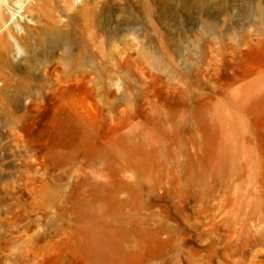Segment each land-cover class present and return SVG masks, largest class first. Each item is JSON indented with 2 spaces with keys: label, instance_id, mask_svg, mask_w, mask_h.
<instances>
[{
  "label": "rangeland",
  "instance_id": "rangeland-1",
  "mask_svg": "<svg viewBox=\"0 0 264 264\" xmlns=\"http://www.w3.org/2000/svg\"><path fill=\"white\" fill-rule=\"evenodd\" d=\"M108 4L0 48V264H264V0Z\"/></svg>",
  "mask_w": 264,
  "mask_h": 264
},
{
  "label": "bare ground",
  "instance_id": "bare-ground-1",
  "mask_svg": "<svg viewBox=\"0 0 264 264\" xmlns=\"http://www.w3.org/2000/svg\"><path fill=\"white\" fill-rule=\"evenodd\" d=\"M109 0H0V48L6 49L7 42L12 39L17 50H21L14 32L22 31L19 20L27 23H35L34 19L45 17V30L51 34L59 35L58 24L66 21V18L80 16L89 25L95 24L102 19L109 18L115 12L113 7L108 4ZM119 1V0H113ZM58 3L60 8H54ZM63 16V17H62ZM10 21V22H9ZM10 26V27H9ZM93 122V116L87 119L90 125ZM101 252H111L114 248V238L108 233L102 235L99 239Z\"/></svg>",
  "mask_w": 264,
  "mask_h": 264
}]
</instances>
